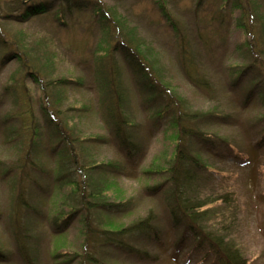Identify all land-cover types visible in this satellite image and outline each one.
<instances>
[{
    "label": "rangeland",
    "instance_id": "rangeland-1",
    "mask_svg": "<svg viewBox=\"0 0 264 264\" xmlns=\"http://www.w3.org/2000/svg\"><path fill=\"white\" fill-rule=\"evenodd\" d=\"M38 1L27 0L22 4V0H0V251L7 255L1 258L0 264H25L15 236L18 228L13 203L16 205V179L21 173L18 165L28 151L26 123L29 119L22 113L26 107L24 101L15 99L6 90L8 79L17 68V61L5 54V48L10 45L19 49L24 45L27 52L39 55L48 53L55 67L53 78L63 75L81 79L80 85L71 80V84L59 93L51 90L53 99L57 96L60 99L54 105L53 116L60 123L67 121L72 127L74 132L71 129L66 132L78 146L79 161L92 165L110 160L123 166L119 173L108 174H100L94 168L86 173V184L83 173L68 176V180H77L80 188L92 193L106 184V201L128 200L127 211L91 210V215L99 218L95 223L100 222L102 227L109 229L121 228L152 211L161 233L160 243L153 238L152 241L145 237L133 239L127 235L126 243L134 247L132 253H127L103 240L84 241L83 209L75 213L65 228L54 229L56 217L53 215L60 210L65 212L69 207L76 208L78 203L73 201L75 192L67 178L60 180L57 177L61 166L67 162L61 157L66 153L64 144L59 143L60 138L55 137L47 115L40 108V90L28 78L25 81L29 94L26 102L31 105L37 134L31 143L30 158L34 165L29 163L27 166L28 178L23 182L36 192L29 191L28 197L34 209L21 211L23 233L19 239L26 244L35 264H93L83 260L85 252L91 253L98 264H212L214 257L207 251L206 243L200 251L191 249L197 242L189 233L175 247L179 231L171 226L170 181L166 169L174 149L172 133L175 127L168 119L170 111L158 121L151 120L150 111L142 103L139 74L127 65L123 54L116 51L120 78L125 85V112L136 123L134 132L138 145L132 149L135 155L130 159L109 133L110 121L105 111L108 100H105L106 93L104 96L103 91H99L98 82L101 81L96 80L94 74L92 54L98 40L106 39V36L92 5L69 11L65 0H55L45 14L36 13L22 22L6 18L25 7L31 9ZM166 1L179 23L180 35L185 39L183 56L176 34L160 15L154 0H92L94 5L98 2L111 8L116 17L124 20L125 30L130 29L136 35L141 49L161 70L164 81L183 98L191 111L200 113L217 107L227 113L228 118L221 123L193 118L191 125L208 134L226 137L241 156L235 158L232 153L210 151L192 138L189 149L211 167L194 169L200 175L187 193L201 202V209L205 210L202 222L207 230L234 244L248 264H264V141L257 145L264 136V100L254 91L243 102L249 80H255L250 69L238 84L229 82L236 65L240 69L241 65L251 61L243 48L238 49L246 36L236 26L243 17L235 3L249 6L257 35L259 23H264V0ZM59 9L65 12V25L53 17ZM256 39L262 47L264 38L257 36ZM185 69H189L192 76L198 74L199 78H205L210 89L204 92L192 85ZM10 114L17 116L10 122L5 121ZM96 134L104 135L102 143H87L92 141L84 136ZM146 168L156 171L147 172ZM156 182L164 183L163 190L147 192L145 186Z\"/></svg>",
    "mask_w": 264,
    "mask_h": 264
},
{
    "label": "trees",
    "instance_id": "trees-1",
    "mask_svg": "<svg viewBox=\"0 0 264 264\" xmlns=\"http://www.w3.org/2000/svg\"><path fill=\"white\" fill-rule=\"evenodd\" d=\"M25 1L27 0H22V4ZM54 2L55 0H45V2L39 0L31 9L25 7V9L18 14L6 18L22 22L25 21L28 16L32 17V15H35L36 13L45 14L48 12L49 6H52ZM154 2L157 5V9L162 18L176 34L175 36L180 43V54L183 56L186 52V46L184 37L180 35L181 28L179 27L178 21L168 9L166 0H154ZM65 3L66 9L69 11L71 8L82 9L84 6L92 5L97 20L105 29L106 39L103 37L98 40L97 47L92 54V61L94 58V74L96 80L101 81V83L98 82L100 84L99 91H103L102 93L104 96L106 93L105 100H108L107 106L105 104V111L110 121L109 133L113 135L119 149L125 150L127 156L131 159L135 155V151L132 149L138 144L135 140L137 135L134 132L136 123L131 120L125 112L126 102L123 92V90L125 91V85L120 78L121 73L115 58L116 51H120L121 54H123L122 56L126 60L127 65L133 69L134 72L139 74V88L142 103L150 111L151 120L158 121L170 111L168 119L171 120V125H174L175 127V130L172 133L174 149L169 157L166 169L169 173L167 179L170 181V203L168 207L171 226L175 231H179L176 240L178 242L177 245L174 244L175 247H178L187 237L185 235L189 233V235L192 236V239L197 242L196 245L194 243L191 245V249L193 251H200L203 249L201 246L206 243L207 251L211 252L214 257L212 264H248L247 259L234 244L225 240L223 236L214 234L205 228L202 222L205 210L201 209V202L192 198L187 193L190 185L194 183L197 180L196 178L198 175H200L199 172L197 173L194 169H196L197 166H201L206 170L211 167L208 163L200 160V157L194 155L191 149H189L190 140H192V138L195 137L210 151L217 153L225 152L226 154L232 153L235 158H240V153L234 150V146L226 137L220 136L216 133L208 134V132L199 128H194L195 126L191 125L193 118H201L204 120L208 118L205 121L221 123L228 118L227 113L218 110L217 107L201 111L200 113H194V110L191 111L184 103L183 98L174 91L170 84L164 81V77L162 76L161 70L156 62L151 60L150 57H148V54L144 53L141 49L139 44L141 43L140 40L136 35H133L130 29L125 30L126 27L124 20L120 18V16L116 17L115 12L111 8L103 7L98 2L94 5L92 0H65ZM235 5L241 10V15L243 17L240 18L236 26L242 29L246 36L245 41L238 46V49L243 48V52L250 57L251 61L241 65L240 69L239 65H236L231 73L232 77L229 82L234 85L238 84L240 79H242V76L246 71H249L248 69H250L254 72L255 80H249L247 84L248 90L245 93L243 102H246L254 91H256V94L264 100V64L262 60L264 59V42L262 43L263 46L259 47L256 39L257 36L260 39L264 38V23H259L258 27L260 33L256 35L254 32L256 26L253 25L254 17L249 6L244 7L241 2H236ZM64 13V10L59 9L53 15L55 21L62 20L61 25L66 24L64 21ZM120 26L122 30L120 29ZM19 39L21 40V38ZM15 43H19L18 46L20 45V42ZM20 47L21 49L18 47L12 48L10 45L5 48V54L6 56L10 55L12 59L17 61V68L9 77L6 90L14 95L15 99H21L24 101L23 103L26 104V107L22 110V113L25 114L24 116L27 119H29L26 123V129H28L29 132L28 142H30V147L27 142L28 151L23 156V162L18 165V169H20L21 173L16 179V205L13 203V206L18 210L17 212V210L13 208L15 210L13 212L15 223L18 228L15 236L18 239L19 244H17L25 264H35V259L27 251L26 244L19 239V236L23 233L21 231L20 223L22 218L21 211H29L30 209L32 211L34 209L33 204L28 201V197L29 191L36 192L33 188H27L23 182V179L28 178L26 170L27 166L29 163L34 165L33 159L30 158V154L32 153L31 143L34 142L37 134L31 105L26 102L29 94L25 81L28 78L32 79L40 90V108L44 114L47 115L55 137L60 138L59 143L64 144L63 149L66 153L62 154L61 157L67 159V162L63 163L57 177L60 180L67 178L68 183L73 186L72 189L75 192L73 201L78 203L76 208L69 207L67 211L61 213L60 210L57 214L53 215L56 217L55 220H53L54 229L58 230L65 228L75 213L80 209H83L85 212V216L82 220L84 241L103 240L106 244L119 247L120 250L127 253H132V250L134 249L133 246H129L126 243L125 238L127 235L133 239L145 237L152 241L153 238V240L160 243V228L154 220L152 211H150V213L148 212L143 217H139L136 220L129 222L121 228L109 229L102 227L100 222L95 223L99 218L95 219L90 213L91 210L94 209L93 211L95 212L127 211L128 209L126 206L128 200L116 199L106 201L104 198L106 184L104 187L96 189V193H92L91 190L80 188L77 180H68V176L74 175L75 173H83V181L86 184L87 174H89V171L94 168L100 174H108L109 172L119 173L123 166L118 161L112 162L110 160L97 162L92 165H84L79 161V155L76 151L78 146L73 143V138L66 132V129H71V131L74 132L72 127L67 125V121H65V123H60V121H57L53 116L54 105L60 99L58 96L53 99L51 90L54 89L56 92L63 91L65 87L71 84V80L80 85L81 79L63 75L58 78H53L52 70H54L55 67L52 65L48 53H46L45 56L44 52L42 55H39L38 53L27 52L24 45H20ZM256 64L258 66H256ZM185 74H187L192 85L200 88L204 92L210 89L205 78H199L198 74L192 76L189 69H185ZM11 114L7 115L5 121L10 122L11 119L17 116H12ZM84 137L89 138L92 141L87 142L89 144H101L104 140V135L102 134ZM262 141H264V136L258 141L257 145H260ZM218 150L220 151L218 152ZM18 162H21V159H19ZM84 169L85 172H83ZM145 171H156V169L146 168ZM163 184L164 183L161 182H156L151 185L148 184L145 186V189L149 193H155L163 190ZM58 216H60V218H58ZM82 256L84 261L86 260L88 263L98 264L97 260L91 255V253L85 252ZM2 257H7V255L0 251V260Z\"/></svg>",
    "mask_w": 264,
    "mask_h": 264
}]
</instances>
